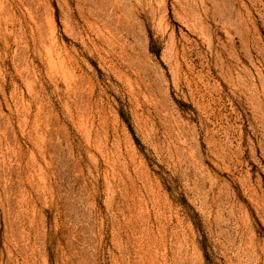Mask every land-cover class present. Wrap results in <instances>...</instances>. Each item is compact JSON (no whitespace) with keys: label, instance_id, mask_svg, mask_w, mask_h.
Segmentation results:
<instances>
[{"label":"rangeland","instance_id":"rangeland-1","mask_svg":"<svg viewBox=\"0 0 264 264\" xmlns=\"http://www.w3.org/2000/svg\"><path fill=\"white\" fill-rule=\"evenodd\" d=\"M0 264H264V0H0Z\"/></svg>","mask_w":264,"mask_h":264}]
</instances>
